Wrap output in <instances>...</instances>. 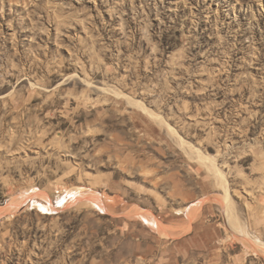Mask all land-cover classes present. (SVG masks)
<instances>
[{
    "label": "rangeland",
    "instance_id": "374dc122",
    "mask_svg": "<svg viewBox=\"0 0 264 264\" xmlns=\"http://www.w3.org/2000/svg\"><path fill=\"white\" fill-rule=\"evenodd\" d=\"M0 264H264V0H0Z\"/></svg>",
    "mask_w": 264,
    "mask_h": 264
},
{
    "label": "crops",
    "instance_id": "0c3cea01",
    "mask_svg": "<svg viewBox=\"0 0 264 264\" xmlns=\"http://www.w3.org/2000/svg\"><path fill=\"white\" fill-rule=\"evenodd\" d=\"M196 239H197V237L195 238V234L192 233V235L191 234L187 235L184 240L188 241L189 243L195 244V243H197Z\"/></svg>",
    "mask_w": 264,
    "mask_h": 264
},
{
    "label": "bare ground",
    "instance_id": "6f19581e",
    "mask_svg": "<svg viewBox=\"0 0 264 264\" xmlns=\"http://www.w3.org/2000/svg\"><path fill=\"white\" fill-rule=\"evenodd\" d=\"M65 199H66V198H65ZM65 199H63V200L61 199V200H62L61 203L65 202V201H64ZM59 201H60V200H59ZM65 203H66V202H65ZM40 206H41L43 209H48L47 206L42 205L41 203H40ZM151 219H153V218H151ZM153 221L156 222V220H154V219H153ZM156 223H157V222H156Z\"/></svg>",
    "mask_w": 264,
    "mask_h": 264
}]
</instances>
